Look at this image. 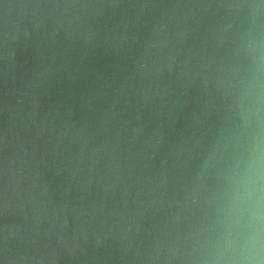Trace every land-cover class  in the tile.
<instances>
[{
	"label": "water",
	"instance_id": "water-1",
	"mask_svg": "<svg viewBox=\"0 0 264 264\" xmlns=\"http://www.w3.org/2000/svg\"><path fill=\"white\" fill-rule=\"evenodd\" d=\"M0 264H264V0H0Z\"/></svg>",
	"mask_w": 264,
	"mask_h": 264
}]
</instances>
